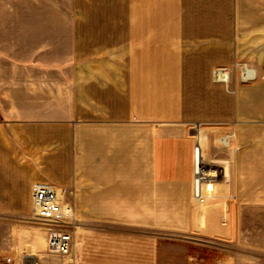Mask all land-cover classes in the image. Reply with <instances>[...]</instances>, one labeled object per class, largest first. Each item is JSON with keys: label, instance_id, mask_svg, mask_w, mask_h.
<instances>
[{"label": "crops", "instance_id": "obj_1", "mask_svg": "<svg viewBox=\"0 0 264 264\" xmlns=\"http://www.w3.org/2000/svg\"><path fill=\"white\" fill-rule=\"evenodd\" d=\"M218 2L88 0L87 30L72 26L73 75H24L25 111L72 113L57 123L69 179L54 183L69 205L90 221L188 234L186 264H231L236 209L264 207V0H229L227 14ZM244 58L255 82L232 87L231 121L198 130L197 152L202 144L213 173L197 200L185 96L209 85L214 66ZM216 134L227 146L215 145ZM157 249L140 233L81 232L68 259L158 264Z\"/></svg>", "mask_w": 264, "mask_h": 264}, {"label": "rangeland", "instance_id": "obj_2", "mask_svg": "<svg viewBox=\"0 0 264 264\" xmlns=\"http://www.w3.org/2000/svg\"><path fill=\"white\" fill-rule=\"evenodd\" d=\"M218 3L224 8L221 12L227 14L229 0ZM87 11L88 0H0V264H27L28 259L35 264H74L68 259L73 248L66 256L47 253L48 226L32 219L29 208L33 181L65 185L69 179L68 156L58 147L57 139L62 134L57 123L63 117L69 121L72 113L25 111L23 85L24 75H73V65L69 62L72 26L75 23L77 29L86 31ZM218 34L229 40V32ZM83 50L86 52V48ZM227 56L223 52L224 60ZM235 63H246L254 70L252 60L246 58L216 65L211 70L209 85L194 83L185 96V118L195 124L191 131L196 135L193 150L198 145L199 127L215 129L231 121L232 87L255 82H235ZM219 67L231 69L230 84L212 81V71ZM221 136H214L215 145L224 148ZM201 154L209 178L213 172L207 165L202 144ZM236 211V236L226 243L227 260L231 264H264V207ZM68 229L74 243L81 232L143 234L146 241L156 243L158 264H186L187 255L192 253L184 242L189 237L186 233L175 235L163 228L90 221L80 214V209H74ZM175 237L182 241L173 242Z\"/></svg>", "mask_w": 264, "mask_h": 264}, {"label": "built area", "instance_id": "obj_3", "mask_svg": "<svg viewBox=\"0 0 264 264\" xmlns=\"http://www.w3.org/2000/svg\"><path fill=\"white\" fill-rule=\"evenodd\" d=\"M233 68L238 73L240 83L246 84L255 80L254 70L248 64L235 63ZM230 72L231 69L226 67L215 68L212 71V81L217 84H226L229 81ZM226 139L227 137L221 139L224 146L228 144ZM197 151L198 145L193 150L192 192L195 199L200 200L202 184L208 178V169L200 152ZM197 153L200 162H197ZM67 195H69L67 189L54 183L35 180L30 184V215L35 221L48 226L45 245L47 253L52 255H70L74 245L73 234L68 229L74 218V208L66 201Z\"/></svg>", "mask_w": 264, "mask_h": 264}, {"label": "bare ground", "instance_id": "obj_4", "mask_svg": "<svg viewBox=\"0 0 264 264\" xmlns=\"http://www.w3.org/2000/svg\"><path fill=\"white\" fill-rule=\"evenodd\" d=\"M26 262H27V264H35V262L31 259H28Z\"/></svg>", "mask_w": 264, "mask_h": 264}]
</instances>
